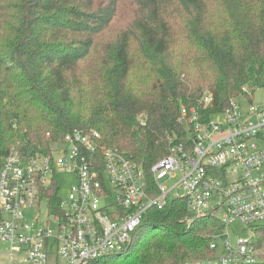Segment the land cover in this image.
<instances>
[{
	"label": "trees",
	"instance_id": "16d2710c",
	"mask_svg": "<svg viewBox=\"0 0 264 264\" xmlns=\"http://www.w3.org/2000/svg\"><path fill=\"white\" fill-rule=\"evenodd\" d=\"M123 11L130 23L105 40ZM93 54L100 72L79 76ZM263 68L264 0H0V169L12 149L53 156L79 130L149 172L183 135L182 106L200 109L212 94L209 118L255 88ZM187 217L183 200L152 209L125 251L91 264H219L218 218ZM250 229L263 253L254 264H264V225Z\"/></svg>",
	"mask_w": 264,
	"mask_h": 264
},
{
	"label": "built area",
	"instance_id": "2783aa9c",
	"mask_svg": "<svg viewBox=\"0 0 264 264\" xmlns=\"http://www.w3.org/2000/svg\"><path fill=\"white\" fill-rule=\"evenodd\" d=\"M254 91L245 86L242 97L251 100ZM212 104L206 94L202 109L181 107L183 135L170 139L169 154L149 172L127 152L98 143L96 131L67 134L53 156L25 158L12 149L0 169V258L91 264L125 251L150 210L183 200L188 226L209 215L223 226L211 244L219 252L222 242L219 264L260 261L251 239L233 243L225 235L236 221L264 224V106L247 109L232 99L208 118ZM64 173L76 177L67 198Z\"/></svg>",
	"mask_w": 264,
	"mask_h": 264
},
{
	"label": "rangeland",
	"instance_id": "374dc122",
	"mask_svg": "<svg viewBox=\"0 0 264 264\" xmlns=\"http://www.w3.org/2000/svg\"><path fill=\"white\" fill-rule=\"evenodd\" d=\"M129 0H127L128 2ZM126 10L128 11V5L126 6ZM132 18L129 19L128 13L126 11L122 12L119 16V19L115 20L114 24L111 26V28L108 30V32L105 35V40L109 41V38L112 36H115L120 32L121 29H123L125 26H127ZM135 50V49H134ZM102 65V60L100 57H98L96 54H93V57L91 60L87 61L83 68L79 71V76L88 77L90 72H100ZM145 74V69L143 67V60L138 55V53H135L134 56V69L131 76L132 86L139 87L141 86V82L139 80H136L139 78L138 75ZM97 78V77H92ZM140 79V78H139ZM86 80V79H85ZM135 81V82H134ZM252 101L249 99V97H240L238 100L239 103L243 105L245 108H250L252 104H255L256 106H264V68L262 70V73L260 74L259 81L257 86H255V91L252 96ZM143 116V115H142ZM141 120H144V116L141 118ZM144 122V121H143ZM259 145L262 149H264V141L259 142ZM76 183V177L70 174H62L60 175V188H61V196L63 198H67L71 187ZM44 208V206H43ZM45 217V216H44ZM264 225V224H263ZM228 233L225 235L226 239L231 240L233 243H236L240 238L250 240L253 237V229H250L249 227L242 224L240 221H236L232 224H229L227 227ZM259 235L263 236L264 238V232L259 233ZM222 243V242H221ZM220 243V248L218 254H221V251L223 249L222 244ZM259 254V259L261 251H256ZM263 254V253H262ZM264 259V258H263ZM8 262V259L5 260L3 258H0V264H5Z\"/></svg>",
	"mask_w": 264,
	"mask_h": 264
},
{
	"label": "crops",
	"instance_id": "0c3cea01",
	"mask_svg": "<svg viewBox=\"0 0 264 264\" xmlns=\"http://www.w3.org/2000/svg\"><path fill=\"white\" fill-rule=\"evenodd\" d=\"M253 99L251 98V101H252Z\"/></svg>",
	"mask_w": 264,
	"mask_h": 264
}]
</instances>
